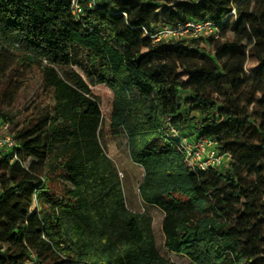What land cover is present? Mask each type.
Wrapping results in <instances>:
<instances>
[{
    "label": "trees",
    "instance_id": "obj_1",
    "mask_svg": "<svg viewBox=\"0 0 264 264\" xmlns=\"http://www.w3.org/2000/svg\"><path fill=\"white\" fill-rule=\"evenodd\" d=\"M189 19L232 33L153 42L159 24ZM35 84L37 104L17 118ZM96 84L113 92L110 128L144 168L139 192L164 212L166 248L193 264H264V0L85 1L79 20L71 0H0V119L18 142V159L0 157V264L32 253L39 264H175L152 215L127 206L99 141ZM168 118L231 163L190 168L161 135Z\"/></svg>",
    "mask_w": 264,
    "mask_h": 264
},
{
    "label": "rangeland",
    "instance_id": "obj_2",
    "mask_svg": "<svg viewBox=\"0 0 264 264\" xmlns=\"http://www.w3.org/2000/svg\"><path fill=\"white\" fill-rule=\"evenodd\" d=\"M199 1V0H196ZM167 3L162 2L160 14L163 15ZM221 35L231 34L232 32L227 29L226 34L222 30ZM210 53L213 48L208 46L207 49ZM257 70V62L252 59H247L245 62V72L251 75ZM185 80L189 77L185 76ZM37 84L32 85V88L23 92L18 98L17 103L13 108V113L17 118H21L32 111L33 107L37 104L38 91ZM183 92V97L187 98L191 94L192 87ZM91 98L99 107L102 119L98 131L99 141L106 153L114 172L118 175L120 182L123 185L124 194L129 209L133 211H147L153 217V231L156 239L157 247L162 255L172 260L175 264H193L186 256L169 251L164 244V233L162 230V221L164 212L157 206L145 204L141 198L139 187L144 178V168L131 160L129 153V145L127 136L125 134H116L110 128V113L113 101V92L106 84L91 85ZM251 106L249 109H251ZM187 111V108H185ZM31 160L26 162L29 166ZM63 181V180H62ZM62 185L66 184L61 182Z\"/></svg>",
    "mask_w": 264,
    "mask_h": 264
},
{
    "label": "built area",
    "instance_id": "obj_3",
    "mask_svg": "<svg viewBox=\"0 0 264 264\" xmlns=\"http://www.w3.org/2000/svg\"><path fill=\"white\" fill-rule=\"evenodd\" d=\"M89 7L95 6L101 0H71V11L74 19L79 20L84 15V2ZM149 35V33L147 32ZM214 36L220 37L219 27L211 20L189 19L176 25L159 24L153 29L151 37L154 43L171 40H198ZM162 137L175 143L184 153L186 164L193 170L208 171L223 169L233 160L230 152H222L217 142L208 137H196L184 133L168 118L160 128ZM18 142L8 121L0 119V157L6 152H13L12 160L18 159L16 148ZM24 264H39L36 254L32 253Z\"/></svg>",
    "mask_w": 264,
    "mask_h": 264
},
{
    "label": "crops",
    "instance_id": "obj_4",
    "mask_svg": "<svg viewBox=\"0 0 264 264\" xmlns=\"http://www.w3.org/2000/svg\"><path fill=\"white\" fill-rule=\"evenodd\" d=\"M127 203V202H126Z\"/></svg>",
    "mask_w": 264,
    "mask_h": 264
}]
</instances>
